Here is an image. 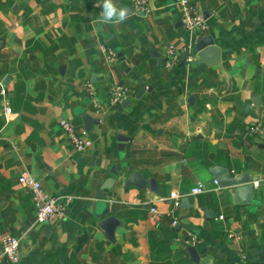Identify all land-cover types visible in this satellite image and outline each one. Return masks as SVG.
I'll list each match as a JSON object with an SVG mask.
<instances>
[{
  "label": "crops",
  "instance_id": "obj_1",
  "mask_svg": "<svg viewBox=\"0 0 264 264\" xmlns=\"http://www.w3.org/2000/svg\"><path fill=\"white\" fill-rule=\"evenodd\" d=\"M190 1L206 23L201 34L220 49L218 62L203 69L193 62L162 67L168 44L189 42L196 58L173 0H143L142 11L133 0H114L131 8L119 24L101 23L99 0H0V79L7 77L0 84V235L19 239L18 261L0 264H261L264 0ZM99 43L115 51L114 61L104 60ZM85 81L99 97L98 113ZM111 81L128 89L119 110L106 102ZM82 112L94 119L91 143L75 151L57 121L83 129ZM116 134L128 137L121 148ZM212 164L253 176L251 202L232 203L227 189L212 183ZM24 170L48 193L72 196L62 214L34 223L30 193L16 180ZM133 170L156 189L125 187ZM197 181L204 190L190 193ZM171 190L186 197L173 209V225L166 215ZM104 204L119 220L112 240L97 224ZM189 237L194 243L184 242ZM189 244L195 261L184 251Z\"/></svg>",
  "mask_w": 264,
  "mask_h": 264
},
{
  "label": "built area",
  "instance_id": "obj_2",
  "mask_svg": "<svg viewBox=\"0 0 264 264\" xmlns=\"http://www.w3.org/2000/svg\"><path fill=\"white\" fill-rule=\"evenodd\" d=\"M176 4L179 12V19L182 26L188 32L190 37H194L198 34H201L206 29V23L204 18L200 14L199 10L190 0H173ZM134 8L137 10H145V5L143 0H133ZM190 43L177 47L174 44H168L164 48L163 56L161 58L162 67L169 69L173 67L178 59L180 50H188ZM98 49L101 52L104 60L112 62L115 60V51L104 45L103 43L98 44ZM191 57L187 54L185 57V62H189ZM84 88L86 95L88 96L93 111L98 113L101 110L99 105V97L96 93L95 88L91 85L90 82H84ZM0 93H3V90L0 89ZM128 96V89L125 85L118 83L116 81H111L106 88V102L108 107L112 108L117 104L121 103ZM4 114L9 113V107L5 106L3 109ZM8 117V116H7ZM100 121V119H96ZM62 133L66 139L70 142L72 149L75 151H83L90 146V139L87 137L83 129H77L73 124L65 118H60L57 121ZM255 129V126H252ZM16 180L19 184L25 186L29 193L30 198L34 206V223L42 224L51 221L57 215L63 213L65 204L70 202L72 199L71 195L62 194V195H52L48 193L41 185L40 181L31 175L27 171H20ZM212 183H216V180L213 178ZM258 184L257 180H253V186ZM204 190V185L201 181L195 182L193 186L190 187V193H198ZM182 194L177 190H171L168 193L167 198L170 199L171 208L166 212V215L170 218V224L173 225L176 223V217L173 214V209L177 206L178 200ZM148 211L151 214L156 213V209L153 206L148 207ZM221 217V215H218ZM228 235L230 237H238L237 232L234 230L229 231ZM194 238L189 237L185 239L186 243H194ZM18 242L19 239L17 236L10 233H3L0 235V262L5 263H15L19 259L18 252Z\"/></svg>",
  "mask_w": 264,
  "mask_h": 264
},
{
  "label": "water",
  "instance_id": "obj_3",
  "mask_svg": "<svg viewBox=\"0 0 264 264\" xmlns=\"http://www.w3.org/2000/svg\"><path fill=\"white\" fill-rule=\"evenodd\" d=\"M124 7V9H127L128 12H131V8ZM192 47L196 50V58L190 59L189 62H193L196 64L197 69H203L206 65H213L216 64L219 60V53L220 49L217 45L213 43V40L209 34H199L195 36L193 39ZM188 54V50L182 51L177 59V63L185 62V57ZM157 57V64L159 63V54H155ZM7 77L4 76L2 79H0V84L5 85L6 84ZM144 87H141L138 89L135 96L139 94L143 90ZM129 102V98H125L121 103L117 104L115 106L116 109H120L123 106H125ZM80 118L82 121V128L85 133H88L92 124H93V117L86 113L82 112L80 114ZM128 137L122 134H116V140L119 142L117 143V148H121L122 143L121 141L127 140ZM124 163H117L113 164L110 167V173L113 176L106 177L104 181L101 183L99 190L97 191V195L99 197L103 194L104 188H109L113 181L114 177L118 176V172L121 166H123ZM208 170L210 174L214 177L216 180V184L219 187H225L227 189V192L229 193L230 199L232 203L236 204H247L251 202V196H252V185L251 180L254 179L253 176L248 175V173L241 169L235 173H229L227 167H221L216 164H212L208 167ZM153 179L151 178H144L139 171L133 170L127 173L123 177V184L125 187L129 185H133L135 187H142L147 186L151 190H155V185L153 184ZM186 197L181 196L180 200L185 201ZM107 207L104 204V208L101 211V215L104 214L102 218H100L97 222L98 226L103 230L104 237L106 239L112 240L113 238V229L115 225L119 222V220L111 215L106 214ZM184 251L187 252L189 255V259L192 261H195L198 255V251L195 248L193 244L186 245L184 247ZM260 262L261 264H264V257L261 254L260 256Z\"/></svg>",
  "mask_w": 264,
  "mask_h": 264
},
{
  "label": "clouds",
  "instance_id": "obj_4",
  "mask_svg": "<svg viewBox=\"0 0 264 264\" xmlns=\"http://www.w3.org/2000/svg\"><path fill=\"white\" fill-rule=\"evenodd\" d=\"M99 6L102 8L100 14L101 23L119 24L127 18L126 9L117 7L114 0H99Z\"/></svg>",
  "mask_w": 264,
  "mask_h": 264
}]
</instances>
